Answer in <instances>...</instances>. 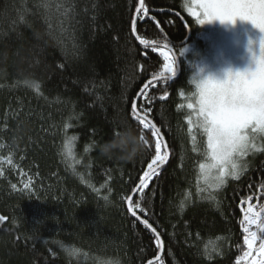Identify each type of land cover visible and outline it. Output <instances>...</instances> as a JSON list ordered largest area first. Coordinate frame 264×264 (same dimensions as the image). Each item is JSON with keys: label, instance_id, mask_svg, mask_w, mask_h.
<instances>
[{"label": "trees", "instance_id": "1", "mask_svg": "<svg viewBox=\"0 0 264 264\" xmlns=\"http://www.w3.org/2000/svg\"><path fill=\"white\" fill-rule=\"evenodd\" d=\"M186 3L145 0L149 15L137 18L136 34L172 46L182 74L159 81L138 102L143 115L151 109L148 118L172 159L133 201L164 242L163 264H236L246 250L240 202L251 195L256 211L264 205V136L239 179L216 191L201 181L199 136L193 141L188 132L185 112L192 111L181 88L185 64L202 61L207 51ZM138 4L0 0V146L30 182L25 189L18 173L0 175V215L8 218L0 222V264H148L159 255L155 234L127 210V197L155 155L154 138L131 105L166 63L162 48L153 52L132 34ZM166 12L184 18L190 38ZM193 43L198 56H181Z\"/></svg>", "mask_w": 264, "mask_h": 264}, {"label": "snow or ice", "instance_id": "2", "mask_svg": "<svg viewBox=\"0 0 264 264\" xmlns=\"http://www.w3.org/2000/svg\"><path fill=\"white\" fill-rule=\"evenodd\" d=\"M192 5L194 7L189 8V12L200 25L213 20H219L221 23H235V20L239 18L250 22L264 34V0H192ZM45 7L49 5L46 4ZM148 15L149 9L145 6V0H139L135 16L131 21L133 35L137 32V18L143 21ZM136 39L145 48L149 46V42L138 35ZM156 50L155 47L152 48L153 52ZM160 55L166 62L164 70L144 83L137 94L138 97L147 99V89L156 87L161 79L168 80L176 75V58H172L169 62V54L161 51ZM253 61L254 68L235 73L229 71L227 78L223 81L209 77L198 82L195 101L187 104V108L192 111V115L187 118L188 132L192 134L194 129H199L206 136V162L199 165L201 176L206 182L210 178L216 188L224 186L229 177L240 178L241 162L249 152L257 150L254 134L264 135V36H261L259 40V54H253ZM166 98L167 94L160 97L161 100ZM148 102L151 103L150 100ZM131 111L133 118L143 129L150 130L151 137L155 141V155L147 163V168L139 176V182L134 189V192L143 193L149 187L153 177L159 175L158 169L168 161V146L160 128L148 119L147 113L151 111L150 108L141 115L134 101ZM141 139L144 140L143 133ZM192 139L195 141L196 136L192 135ZM144 143L148 145L147 140H144ZM12 187L15 188L16 185ZM28 187L29 184L25 183L24 188ZM261 188H264V185H261ZM252 199L250 195L240 202L243 213L240 224L246 250L237 257L236 264H264V205L256 211L251 203ZM127 204V210L131 215L140 219L136 211L140 209L144 212L140 204L134 203L132 196L127 197ZM244 204H247L246 208L243 207ZM7 219L0 215V222H5ZM141 223L155 234L156 246L162 251L163 241L157 229L149 223L148 219H142ZM155 260L163 264L159 255L155 257ZM148 264H154V261L148 260Z\"/></svg>", "mask_w": 264, "mask_h": 264}, {"label": "rangeland", "instance_id": "3", "mask_svg": "<svg viewBox=\"0 0 264 264\" xmlns=\"http://www.w3.org/2000/svg\"><path fill=\"white\" fill-rule=\"evenodd\" d=\"M192 7H194L192 5V0H187L185 9L186 14L192 18L193 28L196 32L195 36L203 44V47L207 51L208 56L207 54H205V57L201 58L202 61H197V57L195 55L197 53L195 52L196 49L194 43L183 48L180 52L181 56L191 53L193 54V58L196 57V59L188 61L185 64L186 84H182V87L184 88H181V93L183 98H186V95H188L187 100H185L186 102L195 101L196 84L198 82L209 77L218 81H223L227 78V74L229 71L235 73L236 71H245L249 68H254L255 64L253 61V54H259V40L261 36H264V34L260 33V31L256 29L250 22L241 20L239 18L235 20V23H221L219 20H213L211 22H206L203 25H200L196 23V18L189 12V8ZM158 51L160 53L161 51L167 54L170 53L166 49H161ZM169 56L172 57V55L170 54ZM169 62H171V58ZM191 115L192 112H185L186 118ZM193 119L195 118L193 117ZM194 135H198L200 137H197L199 139L198 148L200 150V156L197 160L200 163H205L206 136L199 129H194ZM254 135L255 143L257 141L259 142L258 139L260 137L264 136L260 134ZM3 150H6L5 147L0 146V172H2L1 176L10 174L9 170H11V173H18V178L23 186L25 183L29 184V177L26 175V171L19 168L14 157H12L11 152H9L7 155H4V153L6 152ZM170 153L172 159L171 150ZM245 159L246 157L241 162L242 167ZM198 169L200 171L199 165ZM230 179L233 178L229 177L227 181H229ZM201 181L204 182L206 186L214 189V191L219 189H216L210 178L206 182L205 178L202 177Z\"/></svg>", "mask_w": 264, "mask_h": 264}, {"label": "water", "instance_id": "4", "mask_svg": "<svg viewBox=\"0 0 264 264\" xmlns=\"http://www.w3.org/2000/svg\"><path fill=\"white\" fill-rule=\"evenodd\" d=\"M166 13H168V14H171V15H175V16H177L184 24H185V26H186V28L188 29V34H189V38L191 37V34H192V30H191V28L188 26V24L185 22V20H184V18L179 14V13H176V12H166ZM135 16V15H134ZM137 35V34H136ZM136 35H134V37L136 38ZM137 40V39H136ZM138 42H139V40H137ZM144 46V45H143ZM148 47H160V48H162V49H166L167 51H169L170 52V54L172 55V58H176V75L173 77V78H171V79H168V81H174V80H177L180 76H181V74H182V66H181V59H180V56H179V54L177 53V51L172 47V46H168V45H166V44H158V43H155V42H150L149 43V46ZM163 79H161V80H159V81H162ZM155 83V82H154ZM140 98L141 97H138V95H137V97H136V99H135V102L137 103V108H138V102L140 101ZM167 99V98H166ZM165 99V100H166ZM141 115H143L142 113H140ZM149 120H151L150 118H148ZM152 121V120H151ZM153 122V121H152ZM154 123V122H153ZM155 124V123H154ZM156 125V124H155ZM157 126V125H156ZM158 127V126H157ZM162 133V132H161ZM163 135V134H162ZM163 137H164V135H163ZM164 141L167 143V152H168V161L163 165V166H161V168H163L164 166H167L169 163H170V161H171V153H170V148H169V144H168V141L166 140V138L164 137ZM160 168V169H161ZM160 169H158V171L160 170ZM139 193V191H135V192H133L132 193V198H133V200H134V198L137 196V194ZM127 209H128V204H127ZM130 213V212H129ZM131 214V213H130ZM138 215V214H137ZM139 216V215H138ZM140 217V216H139ZM134 218H136V217H134ZM137 219V218H136ZM143 218H141L140 217V219H138L140 222H141V220H142ZM160 238H161V236H160ZM161 240H162V238H161ZM163 241V240H162ZM164 242H163V250L161 251L160 250V252H159V256L162 258V256H163V254H164ZM153 261H154V264L155 263H157V261L155 260V259H153Z\"/></svg>", "mask_w": 264, "mask_h": 264}, {"label": "flooded vegetation", "instance_id": "5", "mask_svg": "<svg viewBox=\"0 0 264 264\" xmlns=\"http://www.w3.org/2000/svg\"><path fill=\"white\" fill-rule=\"evenodd\" d=\"M263 200H264V198H263ZM263 203H264V201H263ZM255 230V229H254Z\"/></svg>", "mask_w": 264, "mask_h": 264}]
</instances>
